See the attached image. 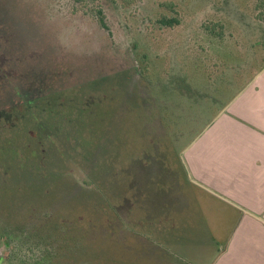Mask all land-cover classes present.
<instances>
[{"label": "rangeland", "instance_id": "374dc122", "mask_svg": "<svg viewBox=\"0 0 264 264\" xmlns=\"http://www.w3.org/2000/svg\"><path fill=\"white\" fill-rule=\"evenodd\" d=\"M147 2L0 0V264H205L232 232L181 158L228 92L163 122L122 29Z\"/></svg>", "mask_w": 264, "mask_h": 264}, {"label": "trees", "instance_id": "16d2710c", "mask_svg": "<svg viewBox=\"0 0 264 264\" xmlns=\"http://www.w3.org/2000/svg\"><path fill=\"white\" fill-rule=\"evenodd\" d=\"M147 4L151 8L146 12H129L133 20L124 22L122 29L137 73L166 125L180 120V114L164 103L166 97L185 110L188 104L191 108L208 105L213 94L228 92L216 116L264 67V0H153ZM205 7L199 27L183 28L187 13L192 19ZM95 14L100 27L106 28L102 11L98 8ZM178 29L183 33L167 38Z\"/></svg>", "mask_w": 264, "mask_h": 264}, {"label": "crops", "instance_id": "0c3cea01", "mask_svg": "<svg viewBox=\"0 0 264 264\" xmlns=\"http://www.w3.org/2000/svg\"><path fill=\"white\" fill-rule=\"evenodd\" d=\"M181 158L187 183L237 214L205 264H264V67Z\"/></svg>", "mask_w": 264, "mask_h": 264}]
</instances>
